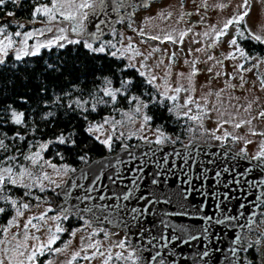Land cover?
I'll list each match as a JSON object with an SVG mask.
<instances>
[{"label": "snow or ice", "instance_id": "1", "mask_svg": "<svg viewBox=\"0 0 264 264\" xmlns=\"http://www.w3.org/2000/svg\"><path fill=\"white\" fill-rule=\"evenodd\" d=\"M7 2L8 0H0V9ZM11 3L18 5L20 0H11ZM143 6H145V0H47L46 3H40L37 0L31 12L32 19L30 22L42 23L44 28L23 31L25 24L17 23V30L12 32L9 31L7 23L0 24V65L5 64L10 52H15V59L20 61L25 56L39 55L43 48L51 49L55 46L63 49L67 45L82 43L83 47L92 53H102L116 59L127 60L128 63L120 71L125 72L128 69H134L138 76L143 78L144 84L148 86V89L140 95L129 96L128 93L133 86L131 78H124L120 82V87H113L112 80L105 77L104 87L98 89L96 94H90V99L80 97L71 99V94L65 93L69 97L67 105L69 109L75 107L87 113L89 111L96 112L99 105H108L119 114L120 118L109 115L105 116L102 122H90L85 129L89 135L93 136L109 151L112 150L115 140L122 141L125 138V133L119 129L128 124H135L137 120H139V128L137 129L139 139L156 145H163L166 142L175 143L176 141H173L172 137L168 136L160 127L154 130V140H149L147 135H144L146 129L151 130L153 120V116L148 114V110L150 106L158 105L166 109L177 121L183 122L182 126L192 136L199 132L200 135H208L217 141L229 139L234 143L243 141L245 147L240 149L238 155H247L246 146L253 143L247 137H264V130H258L254 124L256 121L264 123V72L259 71L260 67L264 65V57L250 55L239 43L240 39H247L264 44V34L252 32L247 28L246 17L251 9V0H242L234 9L233 15L222 22V26L208 25L200 33L195 32L194 27L179 29L169 24L168 22L176 16L175 9H162L155 17H146L142 26L134 27L133 13L124 10ZM193 6L195 13L200 15V20L203 22L205 16L201 14V9L207 10L209 7H215L222 10L228 7V4L218 2L212 5L209 0H200V3L196 4L193 0ZM122 12L123 15H121ZM111 13H115L117 16L114 22L108 19ZM192 14L184 11V0H180L179 16L175 23L178 25L181 22H186V18ZM14 15L11 11L7 12L8 17ZM125 21H127L128 28L139 37L138 41L131 36H125L124 33L118 32L113 26L114 23L119 24ZM242 24L244 25L243 28L240 27ZM233 26H235L236 32L227 42L230 51L222 52L220 56L210 54L228 35V30ZM54 28L57 34L53 39L29 45V40L38 35L43 36L45 32H52ZM107 29H110L113 39L101 41V37ZM261 32L264 33V26H262ZM69 33L76 38H70ZM186 40L201 46L188 49L187 56L192 58H185L183 61L188 66L186 72H174L173 69L177 64L179 55L175 49L180 47V51H183L182 46ZM205 40H210V42L204 43ZM94 42H98L99 46H94ZM149 42H156L155 46ZM163 45L173 47L170 49L162 47ZM141 46L144 47L141 48ZM201 56L205 58L201 59ZM225 61L233 62L230 71L226 70ZM200 64L208 65L207 91H203L205 85H198L197 83V77L201 73L198 66ZM48 67L52 68L53 66L48 65ZM248 73H253L255 79L250 81ZM221 77L226 78L224 86L213 91L211 89L212 82ZM233 81H238V83H233ZM198 88L201 90L199 96L196 94ZM236 91L241 92V95H234L233 93ZM257 92L261 95H256ZM120 97H124L131 106L127 111L116 108ZM60 100L61 97L57 96L53 103L59 104ZM242 100L245 103H241ZM213 113L217 116V126L210 130L205 127V121L210 119ZM24 115L23 112L12 109L10 112L11 123L23 125L25 123ZM52 115V112H48L44 118L47 119ZM83 118L88 119L87 115H84ZM226 124L232 128L231 132L224 129ZM242 128L247 129L243 136L236 131ZM217 132H222V135H217ZM135 134L133 133V135ZM71 136L72 134L67 137L62 134L55 141L38 143V146L30 143L27 153H21L17 148V155L4 156L3 159H0V204L3 205L0 206V215H8L11 212L7 222L0 224V264H41V257H54L67 252L73 239L77 238L79 233L89 229L91 231H88L87 236H79L81 246L78 250L71 251L66 264H74L79 260L86 261L87 264H93L94 261H98L99 264H112L113 261L121 262V264H145L144 254L146 251L149 253L147 264H155L158 259L159 264H165L159 250L152 254L144 246L132 245L127 237L117 242H110L105 247L103 241L94 239V237L103 233L104 241H111L113 233L104 228H93L92 220L83 216L80 217L84 222L83 226L71 231L69 233L71 238L65 241L62 247L55 246L61 240V234L67 231L60 222L68 220L70 215H78L80 209L62 207L58 210V214L50 216L49 213L57 212V210L53 209L45 198L34 195L33 190L38 189L41 193L55 192L56 189L61 188L64 182L63 177L76 171L67 164L58 166L51 160L45 159L43 155L52 143L75 145V140ZM7 139L23 141L25 137L19 133H16L14 137H8L5 134L3 138H0V152L10 150L9 145L5 143ZM176 140H179V137ZM33 147H35V151H32ZM123 147L126 149L128 145L124 144ZM57 155L63 159L60 153ZM21 156L25 163L19 162L18 157ZM250 158L264 161V140L260 141L258 151ZM80 159L86 161L87 157L81 156ZM46 169L53 171L49 173ZM215 175L219 177L220 173L217 172ZM54 176L60 178L59 182L53 178ZM151 183L157 185L159 181L152 179ZM182 183L189 184V187L176 192L165 193L161 191L159 195L155 196V199L150 198L153 194H149L148 197L140 196V200L146 201L144 210L132 208L131 222L121 221L123 227L130 230V225H132L137 226L138 231H143V225L138 223V218L143 215L144 211L148 210L147 205L160 202L175 203L176 205L177 210L165 213L166 217L188 218L190 213L188 205L184 202L189 200L192 192H197L203 197L197 210L203 212L207 207L209 194L196 189L189 180L182 181ZM12 188L24 189L23 195L14 198L11 195ZM210 195L218 201L213 205V208L215 211H219L221 216L205 215L200 217L205 224L233 228L248 227L249 231L252 230L247 223L245 225L239 224V221L244 218L245 212L249 211L248 205L240 203L239 209L243 211L232 215L229 214L230 210L222 205L224 201L233 199V197L229 196L227 192L222 196L215 192ZM130 196L131 192L125 194L123 200H129ZM161 196L165 197L163 201L160 199ZM26 198H31L37 203L33 205ZM85 199H90V197H85ZM100 199H104V197L101 196ZM248 203L257 209L264 206V190ZM41 205L48 206L41 207ZM33 208L38 211L33 212ZM83 211L89 213L92 212V209L86 206ZM261 214L264 215V213ZM251 216L254 218L256 213L252 212ZM132 222L136 223L132 224ZM160 223L165 230H170V234L167 236L161 234L159 239L152 237L148 240L147 243L151 245L152 249L163 248L168 250L169 255L174 256L173 249L181 248L182 250L183 245L196 241L204 245V250L202 254H198V259L202 261L209 256L212 240L217 237L208 227H202L197 234H192L182 223H172L171 220L167 219H162ZM260 236L264 237V232H261ZM140 239L143 240V235ZM153 241L156 242L153 243ZM241 241V236H236L232 241L233 245H236L231 249L232 257L238 259L240 252H247L254 245L257 251H260L262 243L260 238L249 242L247 247H243ZM170 245L171 248H169ZM113 249H119V251L113 252ZM261 256L264 258V252H261ZM42 264H56V262L49 258L44 260ZM239 264H243V262L240 261Z\"/></svg>", "mask_w": 264, "mask_h": 264}, {"label": "water", "instance_id": "2", "mask_svg": "<svg viewBox=\"0 0 264 264\" xmlns=\"http://www.w3.org/2000/svg\"><path fill=\"white\" fill-rule=\"evenodd\" d=\"M149 1L152 0H145L143 7H147ZM126 11L131 12V9ZM186 12L190 13V11ZM116 18L115 13L108 16L113 22ZM109 32L110 29H107L103 36ZM238 153L212 142L193 141L188 145L167 142L156 145L139 141L133 147L126 149L121 147L114 153L94 158L75 172H70L58 189L60 200L55 204L54 209L58 211L62 207L78 208L79 213L82 212L92 220V223L105 224L123 231L132 245L144 246L152 254L159 250L167 263L239 264L244 258L238 260L232 257L231 249L236 247L232 241L236 236H241L248 227L208 225L200 219L205 215L221 216V213L213 208L218 201L210 194L215 192L222 196L227 192L233 199L224 201L222 206L230 210L229 214L236 215L239 211H243L239 209L240 203L248 205L249 211L245 212L239 224L247 223L249 226L253 224L256 216L253 218L251 213L255 212L257 215L259 208H253L248 202L261 194L264 186V183H261L264 181V161L253 160L251 156H240ZM217 172L220 173L219 177L215 175ZM152 179H157L159 183L153 185ZM185 180H189L196 189L209 194L207 207L203 212L197 211L203 197L197 192H192L189 200L184 202L188 205L190 213L188 218L166 217L165 213L177 210L176 205L160 202L147 205L148 210L138 218V223L143 225V231H138L137 226L130 225V230L123 227L121 221L131 222L132 208L144 210L146 201L140 200V196L148 197L149 194H153L150 198L155 199L161 191L168 193L186 189L189 184L182 183ZM129 192H131L129 200H123V196ZM101 196L104 199H100ZM160 199L163 201L165 197L161 196ZM86 206L91 208L92 212H84ZM162 219L171 220L172 223H182L192 234H197L202 227H208L218 238L212 240L209 256L202 261L198 259V254H202L204 245L196 241L183 245L182 250L173 249L174 256L169 255L168 250L163 248L152 249L147 243L148 240L152 237L159 239L161 234L165 236L170 234V230H165L160 223ZM141 235L143 240L140 239ZM171 247L170 245L169 248ZM144 255L147 264L149 253L146 251Z\"/></svg>", "mask_w": 264, "mask_h": 264}, {"label": "trees", "instance_id": "3", "mask_svg": "<svg viewBox=\"0 0 264 264\" xmlns=\"http://www.w3.org/2000/svg\"><path fill=\"white\" fill-rule=\"evenodd\" d=\"M36 2L37 0H20L17 5L8 0L0 9V21L9 24L10 18L31 20V12ZM39 2L46 3L47 0H39ZM9 11L15 15L8 17ZM96 45L94 43V46ZM126 64L125 59L92 53L85 49L82 43L67 45L63 49L55 46L51 49L43 48L39 55L25 56L20 61L9 54L5 64L0 65V138H3L5 134L8 137H14L16 133H19L25 139L23 141L5 140L10 150L0 152V159L10 156L17 148L20 152L29 149L30 143L38 145L50 140L55 141L62 134L66 137L72 134L71 138L75 140V145L52 143L43 153L46 159L58 166L67 164L71 168L78 169L94 158L114 153L123 147L120 141L115 140L112 150L109 151L85 131L90 122L99 123L105 116L113 115L119 118V114L114 112L111 106L99 105L96 112L87 113L75 107L69 109L67 107L69 97L65 93L71 94V99L78 97L90 99V94H96L98 89L104 87V78L107 77L112 80L113 87H120L122 79L131 78L133 86L128 95H140L148 89V86L134 69L121 72L120 69ZM48 65L53 67L49 68ZM57 96L61 97L60 103L54 104L53 101ZM130 107L124 97L119 98L116 108L127 111ZM12 109L25 114L23 125L11 123ZM48 112H52L53 115L45 119ZM148 114L153 116L151 127L162 128L165 133L174 137L176 144H183L186 130L181 121H177L166 109L158 105L150 106ZM84 115H87V120L83 118ZM177 137L179 140H176ZM137 142L139 140L131 138L126 141V144L128 147H133ZM57 153H60L63 159ZM81 156H86L87 160H81ZM11 195L13 197L22 195L21 188H12ZM54 200L58 202L59 196L54 194ZM0 206L3 205L0 204ZM263 212L264 206H261L254 219L255 222ZM10 215L11 212L8 215H0V224H5ZM81 216L87 217L82 212L77 216L70 215L64 224L66 229L79 226L83 222L80 219ZM253 249L257 250L255 245Z\"/></svg>", "mask_w": 264, "mask_h": 264}, {"label": "rangeland", "instance_id": "4", "mask_svg": "<svg viewBox=\"0 0 264 264\" xmlns=\"http://www.w3.org/2000/svg\"><path fill=\"white\" fill-rule=\"evenodd\" d=\"M225 1H227V0H209V3L214 5V4L218 3V2L219 3H224ZM195 2H196V4H199L200 0H195ZM254 2L255 3H254L253 13L255 15H257V16H256L255 20H253L252 19L253 17H252L247 22H248V25H249V28H250L251 31H254L255 33L264 34V33L261 32V28H262V26H264L263 15H262V12L259 10V8H257L258 5L260 4V2L262 4V0H254ZM179 8H180V0H154V2L150 3L149 6L146 9L139 11L137 16L132 19V21L134 22L133 26L134 27L142 26V24H143V22H144L146 17H150V16L151 17H155L157 15V13H159L162 9L163 10H172V9L176 10V16H174L173 19L168 22L169 24H171L174 27L179 28V29H186L188 27H194V31L197 32V33L203 32L208 25H217V27H220V26H222V22L227 19L223 15V12H222L221 9H217L215 7H212V10L213 9L214 10L213 11L211 10L212 11L211 12V16L210 17H206L204 15L205 16V20L203 21V23L200 20V15H197V19L199 21L198 25H194L192 23V20H191L190 16H188L186 18V22H181L180 24L177 25L175 23V21H176V19H178V16H179ZM190 9H195L194 6H193V0H184V11L186 12L187 10H190ZM202 11H204V9H201V14H203ZM258 16H259V18H257ZM9 21H10L9 24H8L9 25V31H12V32H15L17 30V27H16L17 23L25 24V28L23 29V31H29V30L44 28V25L42 23H31L30 22L31 20H25V19L20 20V19L10 18ZM0 24H5V23L3 21H0ZM117 31L124 33L125 36H131L137 41L139 40V37H137L136 34L134 32H132L131 29L128 28V27H126L124 30L122 29V30H117ZM56 34L57 33H56L55 28H54L52 32H45L43 36H39L38 35L34 39L29 40L28 43H29V45H31L33 43L45 42L48 39H53V37ZM69 36H70V38H76V37L72 36L71 33H69ZM111 39H113V37L104 39L102 41H107V40H111ZM197 39H199V37H197ZM229 39H230V36L228 34L227 36H225L221 40L220 44L215 48V50L211 51L210 54H214L216 56H220V54L222 52L223 53H227L228 51H230L228 43H227L229 41ZM208 42H210V40H205L204 41V43H208ZM149 43L152 46H155L156 42H149ZM96 44H97L96 46H99V43H96ZM200 46H201L200 44H193V43L190 42V40H186L185 44L182 46L183 51H180V47H176L175 50L179 53V55L177 57V64H176L175 68L173 69V71L174 72H180V71H185L186 72L188 70V66L185 65L183 63V61H184L185 58H187V59H191L192 58V57H188L187 56L188 49L189 48L194 49V48L200 47ZM143 47L144 46H141V48H143ZM162 47H168V48L171 49L173 46H171V45H163ZM9 54H12L15 57V52H10ZM204 58H205L204 56H201V59H204ZM126 62L128 63L127 60H126ZM229 62L230 61L226 62V70L230 71L231 70V66H229ZM150 63H151V61H150ZM198 66L201 69L202 73H200V75L197 77V83H198V85H205L206 87L203 89V91H207L208 90V88H207L208 75H209L207 73L208 65L200 64ZM248 78L254 80L255 76L253 75V73H248ZM225 79L226 78L221 77L220 79L214 80L212 82V84H211V89L213 91H215V90H218L219 88L223 87L224 83H225ZM233 83H238V81H233ZM196 94H197V96H199L201 94V90L199 88H198V91H197ZM233 94L234 95H241V92L236 91ZM255 94L258 95L257 93H255ZM182 97H183V94H182ZM241 103H245V101L242 100ZM216 122H217V116H216L215 113H213L211 115L210 119H207L205 121V127L207 129H210V130L211 129H215L216 126H217ZM182 124H183V122H182ZM254 124H255V126L257 127L258 130H264V123H261L260 121H256V122H254ZM138 128H139V120H137V122L135 124H128L126 127L119 129V131H123L125 133V138L122 141L118 140V141H120V144L123 146L124 144H126V141H129L131 138L139 140V141H143V140L138 138V136H139V133H137V129ZM155 129L156 128H153V127H151V130L146 129L145 132H144V135H147L149 140H154L155 139V134H154V130ZM224 129L229 131V132L232 131V128L229 125H227V124L224 126ZM236 131L240 135L243 136V135L246 134L247 129L242 128V129H239V130H236ZM133 133H136V134L133 135ZM167 135L172 137V140L174 141V137L172 135H170V134H167ZM217 135H222V132H217ZM129 136L131 138H128ZM185 136L186 137L184 138L182 145H188V144H190L193 141L205 142V143L208 142V141H211V142H214V143L218 142L217 140L212 139L208 135H200L199 132H197L195 136H192L191 134H189L186 131ZM247 138L251 139L253 141V143L248 144L246 146L247 155H254L258 151L259 143H260L261 140H264V137H260V136L251 137V136H248ZM224 141H227L228 143H231L233 146H235L234 148L233 147H231V148L234 151H237V152H240V149L245 147L243 141L234 143L230 139L229 140H221V141H219V144H222V142H224ZM14 150H12V151H14ZM35 150H36L35 148H32V151H35ZM28 151H29V149H27V150H25V151H23L21 153H27ZM14 155H17L16 150L10 154V156H14ZM18 159H19L20 163H25L23 161V159H22V156L18 157ZM46 170L49 173H52V171H53L52 169H46ZM66 177L67 176L63 177V181L65 180ZM53 178L57 179L58 182L60 180L59 177H55L54 176ZM58 189H56L55 192L47 191V192H44V193H41L38 189H34L33 190V194L41 196L42 198H45L49 202V204L53 207V209H54V206L57 203L54 200V194L58 195ZM21 190H22V195H23L24 189L21 188ZM22 195H20L19 197H21ZM19 197H14V198H19ZM26 199L30 200V202L33 205H35L37 203L35 200H31V198H26ZM47 206L48 205H41V207H47ZM36 211H38V210L33 208V212H36ZM29 214H31V213H29ZM54 214H58V211L57 212H53V213H49L50 216L54 215ZM86 219H89V218L86 217ZM60 223L66 229V227L64 226L65 221L62 220ZM83 223L84 222H82L81 224H79V226H76V227L67 228V231L65 233L61 234V240L58 241L57 245H55V246L56 247H62L64 242L71 238L69 236V233L71 231H73L74 229H76V228H81L83 226ZM92 226H93V228H96V229L104 228L106 231H108L110 233H113V235L111 236V241H104L103 235L101 237H97V236L94 237V239H98V240L103 241L105 247H107L110 242H117V241L127 237L123 232H119V231H121L120 229L111 228V227H108L105 224L92 223ZM250 227L252 228V230L251 231H249L248 229L246 230L247 233H245L244 239L247 242L255 241L257 238L261 239L262 243H261V246H260V251L259 252L257 251L258 252L257 264H264V258H262V256H261V252H264V237L260 236V233L264 232V215H262V214L259 215L257 222H255V220H254V223ZM88 231H91V229H89L87 231H84L82 233H79L77 238L73 239L72 245L70 246V248H69V250L67 252L61 253V254H59L57 256H54V257H41L40 258L41 264H42V262L44 260L49 259V258L54 259L56 264H66L67 259L70 258L71 251L78 250L79 247L81 246V241L79 239V236L80 235L87 236ZM127 239H128V237H127ZM129 242H130V240H129ZM115 251H119V249H113V252H115ZM74 264H87V262L83 261V260H79L78 262H74ZM93 264H99V262L98 261H94Z\"/></svg>", "mask_w": 264, "mask_h": 264}, {"label": "flooded vegetation", "instance_id": "5", "mask_svg": "<svg viewBox=\"0 0 264 264\" xmlns=\"http://www.w3.org/2000/svg\"><path fill=\"white\" fill-rule=\"evenodd\" d=\"M152 2H154V0L149 1V4L152 3ZM241 2H242V0H227V1H225L224 3H225V4H228V7L222 9L223 15H224L227 19L230 18V17L233 15V11H234V9H236V6H237L239 3H241ZM254 3H255L254 0H251V9H250L249 15L246 17L247 28H248L249 30H250V28H249V25H248V22H247V21H248L249 19H251L252 17H253L252 19L255 20V18H256V16H257V15H255V14L253 13V10H254ZM149 4H148V6H149ZM148 6H147V7H148ZM147 7H135L134 9H131V12L133 13V15H132V19L135 18V17L137 16V14H138L139 11L146 9ZM257 8H259V10L262 12L263 19H264V0H262V4H261V2H260V4L258 5ZM211 10H212V7H209L207 10L202 11V13H203V15H205L206 17H210V16H211V12H212L214 9H213L212 11H211ZM124 11H126V9H125ZM187 11H190V13H193V14L190 16V18H191V20H192V23H193L194 25H198V24H199V21H198V19H197V14L195 13V9H190V10H187ZM121 15H123V12L121 13ZM257 18H259V16H258ZM116 19H117V18H116ZM202 23H203V22H202ZM114 27H115L117 30H122V29L124 30L126 27H128V26H127V21H125L124 23L115 24ZM240 27L243 28L244 25L242 24ZM235 32H236V28H235V26L231 27V28L228 30V34H229V36H230V39L233 37V35L235 34ZM252 32H254V31H252ZM110 37H112L111 32H109L107 35L101 37V41L104 40V39L110 38ZM230 39H229V40H230ZM239 43H240L241 47L244 48L245 51L248 52L250 55H252V56H256V57H264V44H259V43L255 42V41L247 40V39H240V40H239ZM213 50H215V49H213ZM226 62H227V61H225V65H226ZM232 63H233V62L230 61V62H229V66H231ZM259 71H260V72H264V65H262V66L260 67ZM201 73H202V71H201ZM253 75H254V74H253ZM254 76H255V75H254ZM208 79H209V75H208ZM248 79H249L250 81L252 80V79H250V78H248ZM257 87H258V85H257ZM257 94H258V95H261L259 92H257ZM208 142H211V141H208ZM200 143H205V142H200ZM206 143H207V142H206ZM212 143H214V142H212ZM215 143H216V142H215ZM217 144H219V141L217 142ZM221 145H223V146H225V147H228V148H230V149H232L231 147H233V148L235 147V146H233L231 143H228L227 141L222 142ZM232 150H233V149H232ZM236 152H237V151H236ZM245 156L250 157V156H253V155H245ZM119 232H123V231H119ZM245 233H247V231H244V232L241 233V237H242L241 244H242L243 247H247L248 243L250 242V241L247 242V241L244 239V235H245ZM102 235H103V233H101V234L98 235L97 237H101ZM253 247H254V246H253ZM255 249H256V246H255ZM256 253H258L257 250L255 251L253 248L248 249L247 252H240V253H239L238 260L241 259V258H244L243 261H242L243 264H244L245 262H247V263H245V264H257V258H258V255H255ZM245 258H246V259H245ZM164 261H165V264H175V263H167V260H166L165 258H164ZM238 262H239V261H238ZM112 264H121V262L113 261ZM155 264H159V259L155 262Z\"/></svg>", "mask_w": 264, "mask_h": 264}]
</instances>
